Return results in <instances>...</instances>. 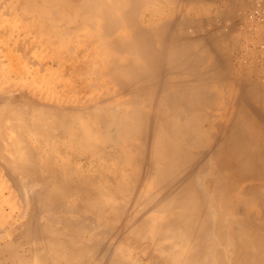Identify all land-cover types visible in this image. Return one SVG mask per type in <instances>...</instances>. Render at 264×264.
Here are the masks:
<instances>
[{
	"label": "bare ground",
	"instance_id": "obj_1",
	"mask_svg": "<svg viewBox=\"0 0 264 264\" xmlns=\"http://www.w3.org/2000/svg\"><path fill=\"white\" fill-rule=\"evenodd\" d=\"M73 1L81 3L89 13L99 18L105 28L102 34L109 36L116 27L126 30L125 34L117 38L118 41L112 40L110 44H114L120 52L132 58L126 59L124 64L115 63L109 70L127 71L128 79H116L115 82L122 90L116 95L127 97L123 101L127 110L117 108L119 105L113 104V101H104L108 97L103 98L102 104L96 105V99L85 98L82 93L70 100L54 104L53 101L52 105L46 104L47 102L22 104L25 98H17L13 101L12 108L18 111V115L24 112L23 120L31 121L29 125H21L32 135L25 140L19 134L20 140L16 139L15 143L14 133L3 130V119L8 111L7 104L5 105V112H0V138L3 137L0 140V163H3L1 158L4 157L5 166L0 165L4 167L0 168L9 174L3 172L9 179H13L12 174H19L14 176L15 181L12 180L10 184L17 182L19 186L14 189L21 193L27 191L29 199L26 201L31 209L36 207L34 203L39 199L38 204L41 206L37 208L42 209L39 211L40 216L48 219L43 225L37 223L38 226H34L35 219L34 225L32 220L15 225L16 220L28 212L21 210L22 214L14 215L15 208H21L17 204L7 203L14 193L11 190H0V227H7L5 235L0 234V243L4 236L19 234L26 238L25 242L32 254L28 258L23 255L11 256V260H18L19 264H34L33 260H38L41 264H86L91 261L95 264H100V261L104 264H261V258L258 254L255 255V251H259V254L264 252V228L263 232L261 227L257 228L261 235L255 224L264 220V194L257 190L256 193L260 194L251 196L255 193L253 190H264V103L258 107L253 104L256 98L264 99L257 90L259 87L251 84V81V85L249 82L247 85L242 83L244 86L242 89L240 87V94L244 97H235L226 105L223 94L225 91L221 88V67L211 59L213 48H205L198 41L203 38L202 34H189L186 29L176 30V36L186 41H177L174 45L169 42L172 34L170 30L175 23H181L175 18L176 11L172 8L175 0H163L160 7L153 0H107L106 4L103 0ZM28 2L31 1L27 0ZM33 2L31 3L35 5V1ZM152 4L154 7L149 9L148 6ZM163 9L167 10L165 16H161ZM85 37L83 46L88 47V50L80 49L79 54L80 50L74 49L76 56H89L93 51V47H90L92 42L89 41L91 38H87L88 34ZM124 38V43H118ZM215 49L219 51L217 47ZM33 70L36 71V68ZM78 70L84 71L83 67ZM2 83L0 81V87ZM100 86L104 84H99L98 87ZM1 98L6 100L4 95ZM81 102L84 103V108L81 110L78 107V111L75 105ZM114 105V109H111ZM3 106L0 107L1 111ZM228 108L237 110L236 120L230 127H226L223 121V117H226L222 116ZM6 119L10 121L8 118L5 121ZM236 122L246 123L245 129ZM92 123L105 124L109 129L114 126L113 134L121 138V141H114L113 145L116 146H111L109 142L113 131L104 132L106 130L102 135L100 131L101 141H98L96 132L91 130ZM236 129L247 131L248 134L237 133ZM122 139H134L137 145L127 144L124 153L117 147ZM68 142L71 146L67 153ZM100 142L109 143L110 146L100 145ZM115 148L118 151H115L116 155H112L111 151ZM65 153L68 154L67 157ZM82 155L90 156L86 163H90L95 169L100 167L99 163H103L92 162V157H98L104 163L123 161L130 167L135 166L138 172L134 173H139L140 178L138 181L131 178L136 184L127 188L119 185L115 175L99 174L95 179L103 181L105 185H97V190L94 191L92 185H84L86 181L83 180L87 179L80 176L82 174L79 169L82 166L70 165L73 158L78 159ZM128 169H125L127 174ZM30 178H34L35 184L32 182V186H23V179ZM65 196L73 204L64 206L66 209L58 217L47 215L57 212V201H62ZM248 197L257 202L255 213L251 210L245 213L238 210V205ZM23 198L24 202L25 197ZM232 203H235L233 205L238 213L229 207ZM3 204H7L8 209ZM24 204L23 207L28 210V206ZM129 207H132L131 214L126 213L129 215L126 216L125 210ZM60 209L62 211L63 207ZM35 214L37 215L36 212ZM36 215L31 219H37ZM96 215L115 224L99 231H95L94 227L100 225L90 227L82 224L81 218L88 217V220L93 221L92 217ZM7 220L14 221L9 223ZM254 229L256 233L253 232ZM112 230V233H119L124 240L136 246V249L140 246L148 247V255H144L146 258L137 256L125 260L120 256L123 252L119 253L112 247L113 243L104 250L105 243L97 237L100 231L104 235L110 234ZM247 230L256 234L255 237L253 233L250 235V231L246 232ZM85 232L91 236L90 239L83 238ZM16 246L17 241L12 239L9 243L0 245V253L6 248L13 249ZM102 249L104 254L99 256Z\"/></svg>",
	"mask_w": 264,
	"mask_h": 264
},
{
	"label": "rangeland",
	"instance_id": "obj_2",
	"mask_svg": "<svg viewBox=\"0 0 264 264\" xmlns=\"http://www.w3.org/2000/svg\"><path fill=\"white\" fill-rule=\"evenodd\" d=\"M29 1H31V2L35 1V5L33 4L34 2L33 3L28 2L27 3V0H16V1L15 0H0V81L3 82L1 84V87H0V100H1L0 101L1 102L0 107H2L4 105L3 111H1V109H0V112L4 113L6 106L8 108V111L5 113V116L3 119L5 122V123L3 122L4 125L2 124V126L4 127L3 130L4 131L7 130L9 132L14 133V134L13 133L12 134L15 135V136H13L15 143H16V139H17V141L20 140L18 138L19 134L22 135L25 140H27V138L29 139V137L32 135L29 132V130L26 131V129H24L25 126L21 125V123H23L24 125H26V124L29 125L31 121L30 120H28V121L23 120L24 119V112H21V115H18V111L15 108H12V106H14L13 101L15 99L21 98V97L22 98L24 97L25 99L27 97L26 100L25 99L23 100L22 104H26V103L37 104L39 102L45 104L47 102L46 104L52 105L53 101H54L53 102V104H54L56 102L63 101L66 99L70 100L73 97L80 96L82 93V96H84L85 98L96 99V101L94 102L96 105H100L104 101H113V104L119 105V106H117V108L122 109V111H123V109L127 110L126 106L123 105V101L127 97L123 96V95L122 96L119 95L121 88L119 87V85H116V83H115L116 79H125V80L128 79L127 74H126L127 71H125V69H116V70H112V71L109 70L115 63L116 64H124L126 59L132 58V56L127 55L124 52H120L115 47L114 44H110L112 40L118 41L119 39L117 40V38L120 37L121 34H125L126 30H121L120 28L116 27L110 34H108L109 36L102 34L101 32H104L105 28H104L103 24H101L99 18L96 17L94 14L89 13L81 3H76L73 0H29ZM21 2H23V3L21 4ZM103 2L106 4L108 1L103 0ZM163 2H164L163 0H161V1L153 0V3L156 4L158 7H160V4H163ZM30 3L32 4V6ZM259 5L264 8V0H175V3L173 4V7H172L176 11L175 18L177 19V21L179 20V22H181V23H177V24L175 23L174 28H172V30H170L172 32V34L169 37L170 38L169 42L174 45L177 41H179V43H183L186 41L185 39L179 38L176 36V30L186 29L189 34L194 33V32L197 34H202L203 38L198 39V41L199 42L201 41L205 45V48H209L210 50L213 48L212 49L213 53H211V59L215 60L221 67L220 68V70H221L220 75L223 78L222 83L224 82L223 84L221 83V88H222L223 92L225 91L223 94L225 95V102H227L226 105H229L228 104L229 101H231L235 97H244L241 95L242 94L241 89L244 85H247V83L249 81H251V84L254 83L255 85H257L259 87L257 89L259 94L264 96V83H263L264 82V39H263L264 38V36H263L264 35V16L260 12H258V13L254 12V10L256 8H258ZM144 7L145 6L142 7L143 10L145 9ZM152 7H154L153 4L148 6L149 9H151ZM142 9H140V11ZM22 10H23V12H22ZM221 10L223 12H220ZM166 11H167L166 9H163V11H161V16H165ZM236 12H238V13H236ZM140 14L141 13H139V15ZM249 14H251V15H249ZM175 18H173V21L175 20ZM181 18H183V19L181 20ZM36 19H37V21H36ZM41 19L44 20L45 22L42 21ZM139 19H140V16H139ZM39 20H41V21H39ZM46 20H47V22H46ZM184 20H186V22H183ZM93 21H95V22H93ZM48 24H49V26H48ZM231 24H232V26H231ZM50 25H51V27H50ZM105 25H107V23H105ZM53 31H54V33H53ZM260 32H261V35L263 36L261 38H260L261 35H259ZM85 34L86 35L88 34L87 38H91L89 41H90V43L92 42V45H90V47H93V51H91L89 56H87V55H81V56L77 55L76 56L74 49L78 48L79 50L80 49L81 50L82 49L88 50V47L83 46V45H85L84 44L85 38H86ZM256 40L258 41V43H256L257 42ZM125 41H126V38H124L123 41H122V39H120V41L118 43H124ZM93 42L95 44H93ZM213 42H214V44H213ZM17 43H18V45H17ZM40 43H41V45H40ZM21 44L23 47L21 46ZM49 45H50V47H49ZM219 45L221 46V48H219ZM44 47H45V49H44ZM214 47L215 48L217 47L218 48L217 50H219V51H216V49L214 50ZM261 49H263V50H261ZM81 50L79 51V54H81ZM85 50H83V52ZM224 50H225V52H224ZM25 51H27V52H25ZM12 56H14V57H12ZM52 56H54V57H52ZM18 58L20 59L19 61H18ZM48 58H50V59H48ZM229 58H230V60H229ZM56 59H58V60H56ZM43 62H44V64H43ZM227 64H228V66H226ZM81 67H83V70L86 71L87 73L84 71H83L84 73L80 72L78 69H80ZM35 68H36V71L33 70ZM88 75L90 77H88ZM83 76H85V77H83ZM239 76H241L242 78ZM228 77H230V78H228ZM89 78L92 79L91 80L92 82L90 81ZM234 79H235V81H234ZM236 79H237V81H236ZM32 80L36 81L38 83L35 84V82H33ZM105 82L107 85H105ZM102 83L104 84V86L98 87L99 84H102ZM248 84L251 85L250 82ZM240 87H241V89H240ZM237 88H238V90H237ZM238 92H239V95H237ZM117 93H119V94L116 95ZM20 94H22V95L24 94V95L22 96ZM3 95H4V99H6V100H2L1 97ZM5 96L6 97L8 96V97L6 98ZM109 96L111 98H109ZM230 96H231V98H230ZM105 97L106 98L108 97V98L103 101V98H105ZM30 99H32V100L36 99V100L32 101ZM99 100L100 101L102 100V101L99 102ZM263 103H264V99L261 100V99L256 98L255 101H253V104L255 106L257 105L256 107L260 106ZM83 104L84 103L81 102L80 104L75 105V107L77 108V110H78V107H81L79 109L82 110L84 108ZM115 105L112 106L111 109L112 108L114 109ZM234 110H235L234 108H228L227 112L222 115V116L226 117V118L223 117V121L226 123V127H230L231 124L235 122L234 120H236L235 119L236 118L235 112L237 110H235V111ZM78 111H80V110H78ZM71 116H73V115H71ZM5 118H8L11 122L8 121L7 119L5 121ZM6 122H7V124H6ZM236 123L241 125L245 129L246 123H242V122H236ZM10 124H12V125H10ZM93 124L94 123H92V125L90 124V127H92L91 130H94L96 132L95 136H96V138H98L97 139L98 141H101V140H99L101 138L99 136L102 135V133L109 132V131L112 132L114 130L113 129L114 126H111L109 129L108 128L109 126H107V128H106L105 124L104 125H102L100 123L99 124L95 123L94 125ZM8 125L11 127L9 128ZM100 125H102L101 128H100ZM46 128H47V126H46ZM103 128H105V129H103ZM40 130H43V129H40ZM104 130H106V131H104ZM232 130H233V128H232ZM100 131H101V133H100ZM235 132L248 134L247 131H244V130L240 131L238 129H236ZM99 133H100V135H99ZM113 133L115 134V132L114 131L112 132L111 141L109 143L111 146H116V144L113 145L114 141H116V142H117V140L121 141V140H119L121 138H119L118 136H115ZM113 135H114V137H113ZM4 137L7 138L6 136H4ZM117 137H118V139H116ZM2 138L3 137H1L0 140ZM49 139L52 140V138H50V137H49ZM122 140L123 141L120 143V145H117V147H119L118 149H122V152H124V153H126L125 147L127 144L133 143L134 145H137V141L134 139L132 141H129V140L126 141L124 139H122ZM2 142H3V140H2ZM4 142H5V140H4ZM109 143H107L108 144L107 145L104 142H100V145L106 144L109 147L110 146ZM66 146H67V148L66 147L65 148H66L67 153H68V150L71 146V143L70 142L66 143ZM116 148H115V150L111 151L112 155L113 154L116 155V152L118 151ZM65 155L67 157L68 154L65 153ZM85 156L82 155L78 159L73 158L74 160H72L70 162V165L71 166H79V167L82 166L79 169V172H80V174H82V175H80L81 177L83 176L85 179H87V180H83V181H86V183L84 185H88V186L92 185V188L94 191L97 190V187L99 185L102 186L104 184L103 181L95 179V176H97L99 174H106L108 176H112V175L114 176L115 175L116 178L118 177V179H116V180L117 181L119 180V185H121L123 187H127V188H130V187L132 188L136 184V181L131 180V178L136 179L137 181L140 178L138 175L139 173H134L136 171L138 172V169L135 166H134V168H133V166L130 167L128 164L123 163V161L114 160L110 163H104V161L101 160L100 158L92 157L93 158V159L91 158L92 162H95L96 164H98V162L103 163V165H101L99 163L98 165H100V167L95 169L94 166L89 165L90 163H86L88 160H90V158H89L90 156H86V157ZM66 157L64 156V159ZM1 159H2V162L4 163V157H2ZM63 161H65V160H63ZM75 162H77V163H75ZM3 163L2 164L0 163V165L5 166V164H3ZM73 164H75V165H73ZM123 164H124V166H123ZM2 166H0V167H2ZM119 166L120 167L122 166V169L123 168L124 169L122 170ZM128 166H129V169H128ZM2 168H4V167H2ZM132 168L134 169L133 171H132ZM125 169L129 170L128 174H127V171ZM3 170L4 169L0 170V184H1L0 190H2L4 192H7V190H11L14 193L13 198L11 200H8V202H7L8 205H12V204L16 205L17 204L16 205L17 207L21 206V208H19V207L15 208V214L14 215L22 214L23 211H26V213L28 212L25 216L21 215L19 217V219L16 220L15 225L18 223H21L22 221H26V220H32V223H33L32 225H34V223L36 222L35 223L36 225H34V226H38L41 223H42V225L47 223L48 219H46V217L43 218L40 216L41 212H39V211H41L42 209L37 208V207L41 206L38 204L39 199L34 203V206H36V207L33 206L34 208H32L33 209L32 210L31 205L26 201L29 199L28 198L29 196L27 195V191L26 192L24 191L25 192V195H24L23 194L24 192L21 193L20 190L17 191V189H14V188H17L19 186L17 184V182H15L16 184L15 183L10 184V183H12V180L15 181L14 176L19 175V174L14 173V174H12L13 179L11 176H10L11 178L9 179L6 176L9 174L8 173L6 174L5 170L4 171ZM86 171H87V173H86ZM3 172L6 175H4ZM131 172H133L134 175ZM118 173H120V174H118ZM125 173H126V177H124ZM86 174H87V176H85ZM121 174H123L124 176ZM121 176L123 179H121ZM91 177H92V179H91ZM124 179H126L127 182ZM127 179H130V180H127ZM23 180L24 181L21 182L24 184L23 186H27L28 184H31L29 186L33 185L32 182H33L34 178L23 179ZM27 180H30V182ZM89 181H92V182L94 181L95 183L93 184V183H90ZM124 181L127 185L131 181L130 182L131 184H129L130 186L129 185L127 186L124 183ZM14 185H16V186H14ZM37 185H38V183H37ZM227 185H228V183H227ZM39 187H40V185H39ZM257 190H259L261 193L264 194V190L256 189V191L253 190V192H255V193H252L251 196L255 197L256 195H258L259 192L256 193ZM18 192H19V194H18ZM23 197H25L24 202L22 201V199L24 200ZM65 198H66V196L62 199V201H64L63 203L61 200L57 201V203H59V205H60V202L62 203L60 206L58 204L57 205L54 204V208L56 206H58L55 208V210H57V212L56 211L51 212V213H48L47 215H49L51 217H54V216L58 217L59 215H61V213L64 211V209H66V207L73 204L72 201H69L68 198H66V200H65ZM253 202H254V205H253ZM24 203H26V206H28V208H29V209L27 208L28 210H26V208H24L25 207ZM233 204H235V203H232L229 207L232 208L233 212H235V213L236 212L238 213V210L240 211V209H241L240 212H242V213L248 212V210H251V212L255 213V211H256L255 205L257 204V202L255 199H253L251 197L244 198L241 205L240 206L238 205V207H239L238 210ZM242 204H243V206H242ZM8 205L3 204L2 206L5 207L6 209H8ZM23 205H24V207H23ZM64 206H66V207L64 208ZM62 207H63V210L62 211H61V209L59 210V208H62ZM227 207H228V205H227ZM131 209H132V207H129L125 210L126 216L128 214L129 215L131 214ZM21 210H23V211H21ZM243 210H245V211H243ZM31 211H33V212L35 211L37 213V215L35 214V212L30 213ZM126 213H128V214H126ZM30 214L33 216H31ZM43 214L45 215L44 212H43ZM34 215H36L35 217H37V219L36 218L31 219V217H34ZM47 215H45V216H47ZM87 218L86 217L81 218L82 224L87 225V226L91 225L92 227H94L96 224L100 225V226L94 227L95 231H97V230L99 231V229H101V230L102 229H108L109 227H112L113 224H115V222H113V223L108 222L109 220H106L104 218H99L97 215L92 217L93 221L88 220ZM13 221L7 220V222H9V223L13 222ZM259 221H260L259 222L260 224L259 223L255 224L256 226L258 225L257 227L255 226V228L257 229V228L261 227V231L263 232L262 228H264V220H259ZM262 221H263V223H262ZM37 223H38V225H37ZM110 224H112V225H110ZM245 228L247 229V227H245ZM6 229H7L6 226L0 227V234L5 235ZM256 229H254V231H253L254 233H256ZM257 230L259 232L260 229H257ZM248 231H250V230H247L246 232H248ZM112 232H113V230L110 232V234L106 233L104 235H102L101 231L99 232L100 235H98L97 238L99 241L102 240L101 242L103 244L105 243L103 246L104 250L106 248H108L109 245H111L113 243L112 247L114 249L116 248L119 253L123 252L122 254H120V256H122L125 260H127L128 257H130V258L134 257L135 258L137 256L141 259L146 258L145 256L148 255V253H147L148 247L144 248L142 246V248H141V246L140 247L138 246L139 248L136 249V248H134L136 246L131 245L129 242H127L128 240H126V239H125L126 240L125 241L124 238H122L119 235V233L116 234L115 232L114 233H112ZM253 232L250 231V235ZM260 232H259V234L262 235V233H260ZM85 233H83L85 235V237H83L84 235H81V236L84 239L86 237H87V239H90L91 236H89L88 232H85ZM254 233H253V236L255 237L256 234L254 235ZM263 234H264V232H263ZM15 235H17V236H15ZM15 235H12L11 237L10 236H4V238L1 240L0 245H2V246L4 244L9 243L10 240H12V239L15 240V242L17 241V246H16V248H13V249L6 248L0 253V264H19L18 260L12 261L11 256L19 257V256L23 255V257H27V258L32 256L31 252L28 250L27 243L25 242L26 238H24V237L22 238V236L19 234H15ZM263 239H264V236H263L262 240ZM109 242H110V244H109ZM106 243H107V245H106ZM263 244L261 242V245H263ZM102 245H101V247H102ZM105 245H106V247H105ZM119 247H121V248H119ZM103 249L101 250L102 251L101 253H98L99 256L104 254ZM97 252H99V251H97ZM257 254L261 258L260 259L262 261L261 264H264V252L259 254V251L256 250L255 255H257ZM33 261H34V264H41L38 260H33ZM20 263L24 264L23 262H20ZM64 263H62V264H64ZM101 263L104 264L103 262L100 261V264ZM49 264H52V263H49ZM65 264H67V262ZM68 264H78V263L72 262V263H68ZM86 264H95V263L91 261L90 263L88 262Z\"/></svg>",
	"mask_w": 264,
	"mask_h": 264
},
{
	"label": "built area",
	"instance_id": "obj_3",
	"mask_svg": "<svg viewBox=\"0 0 264 264\" xmlns=\"http://www.w3.org/2000/svg\"><path fill=\"white\" fill-rule=\"evenodd\" d=\"M254 12H255V13L260 12V13H262V15L264 16V8L261 7L260 5L258 6V8H256V9L254 10Z\"/></svg>",
	"mask_w": 264,
	"mask_h": 264
}]
</instances>
